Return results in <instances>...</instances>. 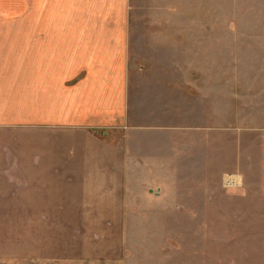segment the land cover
I'll return each instance as SVG.
<instances>
[{"label":"crops","instance_id":"0c3cea01","mask_svg":"<svg viewBox=\"0 0 264 264\" xmlns=\"http://www.w3.org/2000/svg\"><path fill=\"white\" fill-rule=\"evenodd\" d=\"M199 4L0 0V258L120 261L136 191L160 200L151 190L176 171L166 145L174 158L183 106L187 122H212L213 69L133 67L135 48L179 59L166 42L183 10L186 26H210Z\"/></svg>","mask_w":264,"mask_h":264},{"label":"rangeland","instance_id":"374dc122","mask_svg":"<svg viewBox=\"0 0 264 264\" xmlns=\"http://www.w3.org/2000/svg\"><path fill=\"white\" fill-rule=\"evenodd\" d=\"M198 1L210 26H186L191 13L182 11V35L164 46L179 59L149 61L148 45L139 44L132 64L213 69L212 122H187L183 106L174 158L166 145V167L174 162L176 171L151 190L160 200L146 204L149 193L136 191L120 261L22 259L15 249L1 253L0 264H264V0Z\"/></svg>","mask_w":264,"mask_h":264}]
</instances>
